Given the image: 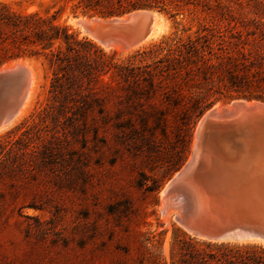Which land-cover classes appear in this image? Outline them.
Masks as SVG:
<instances>
[{
    "label": "rangeland",
    "instance_id": "obj_1",
    "mask_svg": "<svg viewBox=\"0 0 264 264\" xmlns=\"http://www.w3.org/2000/svg\"><path fill=\"white\" fill-rule=\"evenodd\" d=\"M3 1L29 12L59 9V22L106 52L117 51L113 60L120 65L177 32L183 39L202 36L235 62L264 66V0H165L167 9H146L158 17L160 29L130 49L106 47L74 24L100 15L73 12L72 0ZM175 4L181 13L172 16ZM13 63L32 71L33 84L18 116L0 125V264H117L143 252L141 244L171 264L172 248L176 253L179 240L193 235L177 220L182 206L166 203L162 190L189 160L202 114L244 98L219 100L198 116H174L159 102L152 112L144 98L128 99L130 88H103L106 117L95 111L90 128L62 130L59 118L27 128L25 119L46 102L52 74L33 56L0 70ZM12 96L10 88L3 91L1 105ZM207 151L200 164L214 168L219 161Z\"/></svg>",
    "mask_w": 264,
    "mask_h": 264
},
{
    "label": "trees",
    "instance_id": "obj_2",
    "mask_svg": "<svg viewBox=\"0 0 264 264\" xmlns=\"http://www.w3.org/2000/svg\"><path fill=\"white\" fill-rule=\"evenodd\" d=\"M72 1L73 12L104 17L169 7L165 0ZM176 7L177 4L172 8V16L181 13ZM59 12H29L0 0V67L19 57L33 56L42 58L52 74L46 102L25 119L27 128L49 118L61 119L59 127L70 132L90 128L95 111L106 117L104 103L108 97L101 93L103 88H130L128 99L144 98L152 112L159 102L174 116H198L219 100L264 101L261 62H235L222 47L218 48L220 53L214 52L211 42L202 41V36L187 35L183 39L175 32L174 36H165L135 51L125 65H120L113 60L117 51L108 53L90 39L79 37L67 24L59 22ZM179 242L176 253L172 248L171 264H264L262 243L213 241L190 235ZM141 245L143 252L116 263L163 264L159 255H149L148 248Z\"/></svg>",
    "mask_w": 264,
    "mask_h": 264
},
{
    "label": "water",
    "instance_id": "obj_3",
    "mask_svg": "<svg viewBox=\"0 0 264 264\" xmlns=\"http://www.w3.org/2000/svg\"><path fill=\"white\" fill-rule=\"evenodd\" d=\"M139 10L146 9L115 16L127 15L128 18L105 24L110 30L100 36L120 38L130 47L138 45L151 30L150 20L139 23L140 15L136 13ZM254 100L259 103L251 107L237 103L229 111L224 108L226 105L222 106L221 113L211 110L214 107L206 110L199 121L204 118L208 139L215 132L233 133L232 146L236 149L238 136L243 138L253 134L264 138V101ZM211 146L215 150V145ZM256 171L254 168L239 170L227 164L213 168L208 163H201L193 175L192 171L184 175L189 178H176L169 191L180 193L183 198L181 214L177 215L178 222L189 234L201 239L264 243V170L261 173ZM185 180L186 187L181 183Z\"/></svg>",
    "mask_w": 264,
    "mask_h": 264
},
{
    "label": "bare ground",
    "instance_id": "obj_4",
    "mask_svg": "<svg viewBox=\"0 0 264 264\" xmlns=\"http://www.w3.org/2000/svg\"><path fill=\"white\" fill-rule=\"evenodd\" d=\"M136 13L140 15V18L138 19L139 23H142V21L145 20L151 21V30L148 36L138 45L134 46V48L139 46L140 44L143 45L144 43H146L147 40H149L150 37H153L161 27V23L159 20H157L158 17H156L154 13L148 10H139ZM127 18V15L122 17L114 16L112 18H102L101 16H94L92 18H77L74 19L73 22L74 24L76 23L80 25L85 32H87L91 37L97 39L98 42L106 47L114 46L116 47V49H130L133 47L125 44L124 41L120 38H102L100 36L101 33H104L105 35V33L109 32L110 30H108L105 24L114 21L127 20ZM32 84L33 73L24 64L13 63L8 67L0 70V100L3 95V91L8 88L13 90L12 98L7 103H4L2 105L0 103V109L3 110V113L0 111V125L5 124L6 121L11 122L18 116L28 99ZM237 103H243L245 106L251 107L253 105H257L259 102L256 100H234L232 104L226 105L224 108L226 109V111H229L231 110L232 105H235ZM222 109L223 107L221 106H215L211 110H214L216 113H221ZM206 131V122L204 118H202L197 126L193 150L189 160L182 166V168L178 172L175 173L172 179L168 181L165 188L162 190V196L166 203L168 200L172 199L177 202V204H180L181 206L183 205L182 195L174 191L170 192L169 189L176 178L184 176L186 173H188V171H192L191 174L193 175V172L195 171V168H197L198 164H200V161L206 158V155L208 156V149L212 150L215 153L217 160L219 161L216 166H222L226 164L233 165L239 170H241V168H254L258 170L256 171V173H261L264 170V138H261L259 136L255 137L253 134H248L243 138L238 136L236 137V150L234 146H232V143L234 144L232 139L234 137L233 133L224 134L215 132L211 139H208ZM211 144L215 145V150L212 148ZM186 178H189V176H184V179ZM181 183L183 186H187L186 180ZM166 203L164 204L167 205ZM234 241L247 242V240Z\"/></svg>",
    "mask_w": 264,
    "mask_h": 264
}]
</instances>
